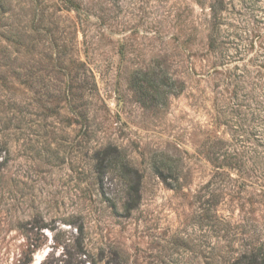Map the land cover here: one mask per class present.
Returning a JSON list of instances; mask_svg holds the SVG:
<instances>
[{
  "label": "rangeland",
  "instance_id": "1",
  "mask_svg": "<svg viewBox=\"0 0 264 264\" xmlns=\"http://www.w3.org/2000/svg\"><path fill=\"white\" fill-rule=\"evenodd\" d=\"M250 247L264 0H0V264H225Z\"/></svg>",
  "mask_w": 264,
  "mask_h": 264
},
{
  "label": "trees",
  "instance_id": "2",
  "mask_svg": "<svg viewBox=\"0 0 264 264\" xmlns=\"http://www.w3.org/2000/svg\"><path fill=\"white\" fill-rule=\"evenodd\" d=\"M209 40L211 43L215 42V37L211 33L209 34ZM124 207L129 210L132 208V205L125 203ZM225 264H264V249L261 247L247 248L236 256L229 258Z\"/></svg>",
  "mask_w": 264,
  "mask_h": 264
}]
</instances>
